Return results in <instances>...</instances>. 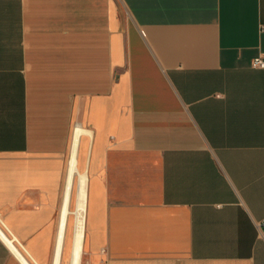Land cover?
<instances>
[{
    "label": "crops",
    "instance_id": "obj_1",
    "mask_svg": "<svg viewBox=\"0 0 264 264\" xmlns=\"http://www.w3.org/2000/svg\"><path fill=\"white\" fill-rule=\"evenodd\" d=\"M258 58L264 0H0V264H71L77 129L80 264H264Z\"/></svg>",
    "mask_w": 264,
    "mask_h": 264
},
{
    "label": "bare ground",
    "instance_id": "obj_2",
    "mask_svg": "<svg viewBox=\"0 0 264 264\" xmlns=\"http://www.w3.org/2000/svg\"><path fill=\"white\" fill-rule=\"evenodd\" d=\"M83 134L82 130L77 129L74 135V148L71 155L70 167H69V185L70 188L71 181L73 178L76 180L75 188V197H76V211H75V226H74V235L71 247V264H80V258L82 255L81 246L83 241V230H84V219H85V204H86V176L83 173H80L76 167V146L78 141ZM65 206L63 210V222L70 211L68 210L67 205L71 201L69 192L66 193Z\"/></svg>",
    "mask_w": 264,
    "mask_h": 264
},
{
    "label": "rangeland",
    "instance_id": "obj_3",
    "mask_svg": "<svg viewBox=\"0 0 264 264\" xmlns=\"http://www.w3.org/2000/svg\"><path fill=\"white\" fill-rule=\"evenodd\" d=\"M76 180L74 181V188H73V194H72V200L70 205V216H69V228H68V235L71 236L69 238V246L68 251L71 253V247H72V241H73V235H74V226H75V211H76V197H75V188H76ZM85 221H86V204H85V219H84V232H83V239L85 240ZM83 251H84V245H83ZM82 264H86L84 260H82Z\"/></svg>",
    "mask_w": 264,
    "mask_h": 264
},
{
    "label": "built area",
    "instance_id": "obj_4",
    "mask_svg": "<svg viewBox=\"0 0 264 264\" xmlns=\"http://www.w3.org/2000/svg\"><path fill=\"white\" fill-rule=\"evenodd\" d=\"M252 68L264 70V60L261 58L255 59L252 63Z\"/></svg>",
    "mask_w": 264,
    "mask_h": 264
}]
</instances>
